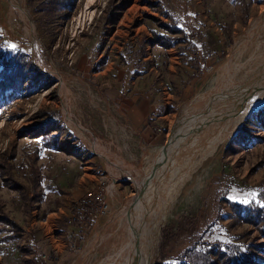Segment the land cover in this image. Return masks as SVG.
Listing matches in <instances>:
<instances>
[{"label":"rangeland","instance_id":"374dc122","mask_svg":"<svg viewBox=\"0 0 264 264\" xmlns=\"http://www.w3.org/2000/svg\"><path fill=\"white\" fill-rule=\"evenodd\" d=\"M39 2L0 0V49L41 74L0 102V264H123L132 220L161 193L154 160L175 157L205 97L239 83L225 65L264 0H56L53 15ZM239 124L170 202L152 264H181L201 243L264 264V236L229 204L264 193V104ZM86 190L100 200L85 228L73 211ZM68 227L72 245L47 248L43 232L65 240Z\"/></svg>","mask_w":264,"mask_h":264},{"label":"bare ground","instance_id":"6f19581e","mask_svg":"<svg viewBox=\"0 0 264 264\" xmlns=\"http://www.w3.org/2000/svg\"><path fill=\"white\" fill-rule=\"evenodd\" d=\"M90 1L92 2L93 0ZM225 66H230V68L228 67V74L231 73V76L228 78L226 77V79H229L230 77H237L239 83H236L235 81L234 83L231 79V82H227L225 91L222 90L223 92H220L221 90L219 89L220 91L216 90L217 94L205 97V105L202 106L197 113V115L201 116L202 119L200 122L197 120V122L193 123V125H190L191 127L187 131H184L186 132L184 137L179 139L181 142L178 140L179 142L176 141L174 143L177 144V146L175 145L173 148L175 151L177 150V153L175 152V157L174 155L167 154V158H165L167 153L166 151L162 158L163 161L161 160V155L159 156L160 160L157 159L158 162L156 159L154 160L155 165H153L155 167L156 163H159V167H157L158 175L155 179V183L158 179L159 184H161L159 186L161 193L157 195L156 199L152 200L148 204L147 208H142L145 211L140 213L141 215L132 220V232L127 233L132 234L131 244L134 248V255L127 256L126 258L125 254L126 260L124 259L125 262L123 264L153 263L152 250L155 237L165 219V214L170 202L178 195L183 182L193 170H196L197 166L202 164L205 157L214 151L219 142H221V140L228 136L238 126L241 120H244L250 112L255 111L264 104V14L261 18L251 22L246 35L239 38L237 45L233 49L231 58ZM188 109L189 108H187V110ZM177 132L179 135V131ZM189 155H191V157H188ZM183 160L185 161L184 164ZM181 164H183L182 166L185 169L183 171H177ZM154 171L156 173V168L155 170L153 169V172ZM177 172L180 174L175 179ZM150 187L153 188L152 186ZM159 187L156 188L158 189ZM147 193L145 194L149 196V192ZM142 196L145 195L142 194ZM152 197H154V195ZM158 199L163 202L160 200L157 201ZM141 211L142 210L140 209L139 212ZM90 244H92V242ZM128 244L126 246L129 247ZM112 264H114V261H112Z\"/></svg>","mask_w":264,"mask_h":264},{"label":"trees","instance_id":"16d2710c","mask_svg":"<svg viewBox=\"0 0 264 264\" xmlns=\"http://www.w3.org/2000/svg\"><path fill=\"white\" fill-rule=\"evenodd\" d=\"M39 3L46 15L56 13L58 6L56 0H40ZM40 77L39 69L27 54L10 53L0 49V102L5 101L3 100L5 98L21 96ZM246 122L247 120L245 124ZM53 138L55 139V136ZM258 199L259 203L229 204L232 212L242 223L250 224L264 236V193H260ZM237 253V248L230 246L192 244L182 253L180 261L181 264H243L253 261L250 253L246 257L241 255V258Z\"/></svg>","mask_w":264,"mask_h":264},{"label":"crops","instance_id":"0c3cea01","mask_svg":"<svg viewBox=\"0 0 264 264\" xmlns=\"http://www.w3.org/2000/svg\"><path fill=\"white\" fill-rule=\"evenodd\" d=\"M133 108H135L136 109V107L134 106ZM139 108H141L140 106H139ZM132 109V110H134L133 111V115H134V117H135V121H142L141 119L143 118V117H141L142 116V114H141V111L139 110V109ZM85 193H89V194H92L93 196H95V192L93 191V192H90L89 190L87 191H85ZM70 217H72V216H70ZM57 219V220H56ZM70 220H69V223H71V218H69ZM63 218H62V216L61 215H57V218H55L54 219V226L56 227H58V226H61V223L63 222ZM56 224V225H55ZM70 226V225H69ZM70 227H68L67 229H65V230H63V234L59 237L60 239H65V240H59L58 239V237L56 238H54V239H52V238H49V236L47 237V240H46V236H45V233L43 232V234H42V241H45V243H46V245H47V248H52L53 250H56L57 251V253H59V251H58V249H56V248H58V247H61L62 246V248H61V250H60V252H63V248L65 247V246H67L68 247V244H71V243H69V239L70 238H68V236H66L65 235V233H72L71 231H70ZM43 239H45V240H43ZM72 245V244H71ZM70 245V246H71ZM72 247V246H71Z\"/></svg>","mask_w":264,"mask_h":264},{"label":"built area","instance_id":"2783aa9c","mask_svg":"<svg viewBox=\"0 0 264 264\" xmlns=\"http://www.w3.org/2000/svg\"><path fill=\"white\" fill-rule=\"evenodd\" d=\"M100 199L92 194H84L75 206V215L83 221V226L87 227V219L93 217L94 204Z\"/></svg>","mask_w":264,"mask_h":264},{"label":"snow or ice","instance_id":"6c2138e0","mask_svg":"<svg viewBox=\"0 0 264 264\" xmlns=\"http://www.w3.org/2000/svg\"><path fill=\"white\" fill-rule=\"evenodd\" d=\"M12 47H15L14 45ZM245 203H247V201H244Z\"/></svg>","mask_w":264,"mask_h":264}]
</instances>
